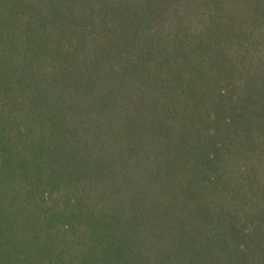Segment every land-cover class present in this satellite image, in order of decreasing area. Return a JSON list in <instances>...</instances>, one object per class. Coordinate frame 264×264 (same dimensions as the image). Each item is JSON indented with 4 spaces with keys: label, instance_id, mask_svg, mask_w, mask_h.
I'll return each instance as SVG.
<instances>
[{
    "label": "trees",
    "instance_id": "16d2710c",
    "mask_svg": "<svg viewBox=\"0 0 264 264\" xmlns=\"http://www.w3.org/2000/svg\"><path fill=\"white\" fill-rule=\"evenodd\" d=\"M0 264H264V0H0Z\"/></svg>",
    "mask_w": 264,
    "mask_h": 264
}]
</instances>
